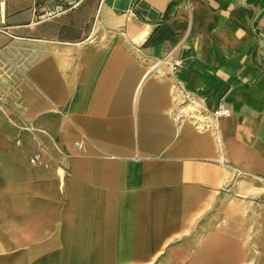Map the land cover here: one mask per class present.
<instances>
[{
    "label": "crops",
    "instance_id": "0c3cea01",
    "mask_svg": "<svg viewBox=\"0 0 264 264\" xmlns=\"http://www.w3.org/2000/svg\"><path fill=\"white\" fill-rule=\"evenodd\" d=\"M4 1L0 264H264V0Z\"/></svg>",
    "mask_w": 264,
    "mask_h": 264
},
{
    "label": "built area",
    "instance_id": "2783aa9c",
    "mask_svg": "<svg viewBox=\"0 0 264 264\" xmlns=\"http://www.w3.org/2000/svg\"><path fill=\"white\" fill-rule=\"evenodd\" d=\"M86 0H36L34 5L31 7L30 11L36 21H46L56 17H59L63 14H66L76 8H78ZM14 26L9 23L8 13L6 8V3L4 0H0V35L14 38L12 35V30ZM175 66H179L180 62H175ZM191 113H195V110L192 109ZM228 111L223 107L219 106L213 113L212 116L215 118L227 117ZM201 125L205 121V117H196ZM37 158H35L36 160ZM32 162H34L32 160Z\"/></svg>",
    "mask_w": 264,
    "mask_h": 264
},
{
    "label": "bare ground",
    "instance_id": "6f19581e",
    "mask_svg": "<svg viewBox=\"0 0 264 264\" xmlns=\"http://www.w3.org/2000/svg\"><path fill=\"white\" fill-rule=\"evenodd\" d=\"M188 110H192V108L188 109Z\"/></svg>",
    "mask_w": 264,
    "mask_h": 264
}]
</instances>
